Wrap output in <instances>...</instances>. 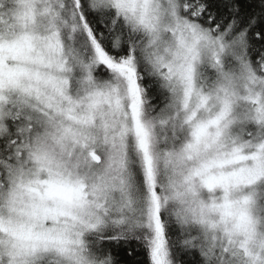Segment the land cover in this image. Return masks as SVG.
Segmentation results:
<instances>
[{"label": "snow or ice", "instance_id": "obj_1", "mask_svg": "<svg viewBox=\"0 0 264 264\" xmlns=\"http://www.w3.org/2000/svg\"><path fill=\"white\" fill-rule=\"evenodd\" d=\"M121 250L264 264V0H0V264Z\"/></svg>", "mask_w": 264, "mask_h": 264}, {"label": "trees", "instance_id": "obj_2", "mask_svg": "<svg viewBox=\"0 0 264 264\" xmlns=\"http://www.w3.org/2000/svg\"><path fill=\"white\" fill-rule=\"evenodd\" d=\"M119 259L122 261V264H133V259L136 262H140V264H142V262L145 260V256H144L143 251H140L139 254L135 258H132V257L127 256L125 252L121 250L119 253Z\"/></svg>", "mask_w": 264, "mask_h": 264}]
</instances>
